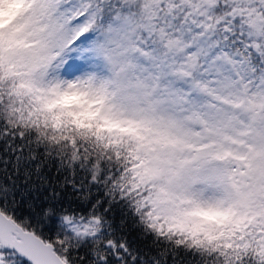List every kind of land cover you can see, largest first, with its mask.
Instances as JSON below:
<instances>
[{
	"label": "snow or ice",
	"instance_id": "6c2138e0",
	"mask_svg": "<svg viewBox=\"0 0 264 264\" xmlns=\"http://www.w3.org/2000/svg\"><path fill=\"white\" fill-rule=\"evenodd\" d=\"M0 264H264V0H0Z\"/></svg>",
	"mask_w": 264,
	"mask_h": 264
}]
</instances>
